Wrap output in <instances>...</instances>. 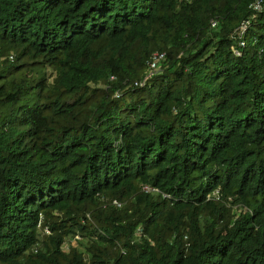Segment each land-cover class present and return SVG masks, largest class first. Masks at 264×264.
Instances as JSON below:
<instances>
[{"label":"trees","instance_id":"trees-1","mask_svg":"<svg viewBox=\"0 0 264 264\" xmlns=\"http://www.w3.org/2000/svg\"><path fill=\"white\" fill-rule=\"evenodd\" d=\"M258 1L0 0V264H264Z\"/></svg>","mask_w":264,"mask_h":264},{"label":"built area","instance_id":"built-area-1","mask_svg":"<svg viewBox=\"0 0 264 264\" xmlns=\"http://www.w3.org/2000/svg\"><path fill=\"white\" fill-rule=\"evenodd\" d=\"M252 8H253L254 10H259V9H260V4H259V1H258V0H254V2H253V4H252ZM245 25H246V24H245ZM245 25H244V26H245ZM244 26L241 27L240 32L243 31ZM160 57H162V54H156V53L154 54V58H155V59H154L153 61L150 62V69H151V70H155V68H156V58H160ZM43 233H44L45 235H48V234H49L48 229H47V228H44V229H43ZM78 240H80V238H79L78 236H75L74 239H73V242H76V241H78Z\"/></svg>","mask_w":264,"mask_h":264},{"label":"rangeland","instance_id":"rangeland-1","mask_svg":"<svg viewBox=\"0 0 264 264\" xmlns=\"http://www.w3.org/2000/svg\"><path fill=\"white\" fill-rule=\"evenodd\" d=\"M71 242H72V243H71L72 246L76 244V242H73V241H71Z\"/></svg>","mask_w":264,"mask_h":264}]
</instances>
